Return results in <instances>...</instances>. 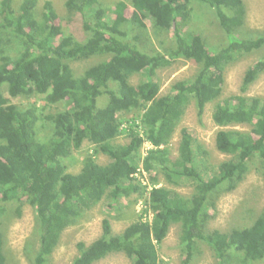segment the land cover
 <instances>
[{
	"label": "trees",
	"instance_id": "16d2710c",
	"mask_svg": "<svg viewBox=\"0 0 264 264\" xmlns=\"http://www.w3.org/2000/svg\"><path fill=\"white\" fill-rule=\"evenodd\" d=\"M37 1L21 0L15 9L14 0H0V39L7 35L15 51L12 57L2 55L0 63V215L8 203L33 207L37 245L31 263L47 264L63 231L100 200L105 198L109 208L132 194L145 199L141 214L119 233L112 231L108 216L102 218V233L88 245L78 243L79 253L69 264H93L116 252L128 264H160L157 246L174 223L180 224V264H194L201 252L198 241L210 249L216 264L263 260L264 206L251 224L226 231L207 229V219L215 207L212 196L234 190L254 155L260 158L264 181V98L245 93L264 72V58L246 68L240 93L215 102L212 119L217 125H250L249 130L216 132V148L230 154L228 159L214 170L208 151L187 127L180 130L176 156L168 147L189 104L194 101L200 117L207 103L219 98L225 69L264 47V34L240 37L236 32L245 19L244 0H128L129 6L120 0L112 11L102 0H64L70 18L82 20L87 32L83 40L57 23L51 0H44V12L38 16ZM194 6L213 10L224 43L208 46L201 33L184 29L198 18ZM161 33L175 40L174 49L166 52L160 42L158 48L146 45ZM95 55L104 58L76 76L70 62ZM179 59L198 68L161 95L158 70ZM134 74L143 76L137 84L130 81ZM34 94H43L47 107L64 102L65 108L43 114L38 107L8 99ZM102 95L107 101L99 106ZM133 110L138 115L128 128L122 127L119 114ZM44 120L52 127L41 138L38 123ZM120 134L128 141L115 142ZM145 139L155 148L142 156ZM84 140L93 145L92 153L81 160L79 171L70 172L65 160L73 158ZM97 153L108 162L99 163ZM140 165L149 173V189L134 175ZM159 172L173 187L157 182ZM185 184L193 187L189 195L175 188ZM1 226L0 220V264H8Z\"/></svg>",
	"mask_w": 264,
	"mask_h": 264
},
{
	"label": "rangeland",
	"instance_id": "374dc122",
	"mask_svg": "<svg viewBox=\"0 0 264 264\" xmlns=\"http://www.w3.org/2000/svg\"><path fill=\"white\" fill-rule=\"evenodd\" d=\"M54 3L55 9L58 13L59 23L65 32L72 33L79 40H83L87 32L82 27V20H73L70 18L65 6L64 0H51ZM120 0H102L107 9H114L116 2ZM127 3L128 0H121ZM21 0H14L13 6L18 9ZM44 0H38L36 5V14L38 16L44 12ZM245 3V19L242 25L238 27L236 32L240 37H250L253 35L264 34V0H244ZM194 15L197 19L190 20L188 27L184 29H192L198 34H202L208 46H219L224 43L225 35L221 30L220 24L217 20L216 14L212 9L207 7L197 8L194 6ZM203 14L201 17L197 13ZM149 26V21L146 24ZM252 27V28H251ZM163 33L152 35L151 40L146 41L147 46L152 43L158 48L160 42L163 49L168 52L175 48V40L169 35H162ZM12 41L7 35H3L0 39V63L2 62V55H14V49L10 46ZM104 57L92 56L87 59H80L71 61V67L76 76L88 66L97 63ZM259 58H264V47L259 50H254L250 53L242 55L236 62L230 64L224 73L225 81L222 92L218 99L207 103L203 114L198 117L194 101L187 107L181 121L175 128V131L168 143L170 155L172 157L177 155L180 130L187 127L193 132L194 137L201 143L208 151L207 159L210 164H213V169L217 165L230 157V154L220 152L215 145V135L219 129H238L249 130L250 125L247 123H235L227 126H219L212 119V111L216 101L240 93V85L244 71L246 68L257 61ZM198 65L184 59H179L172 65L158 70L157 81L160 84V94L169 92L173 82L182 78H191L196 72ZM143 79L142 75L134 74L130 81L137 84ZM248 95H255L264 98V72L250 85L245 92ZM3 94L8 96L6 89H3ZM107 95H102L98 98L99 106L105 105ZM11 103L21 105L22 107L35 106L39 110H43V114L55 113L65 108L64 102H59L54 106L47 107V103L43 94H34L31 96H19L16 98H8ZM138 112L133 110L131 112L120 113L121 122H126L127 126L132 123V119L136 118ZM38 132L41 138L49 133L52 123L44 120L38 123ZM128 138L124 134H120L115 142L125 143ZM93 145L84 140L80 149L73 152V158H68L65 162L68 165L70 172H77L80 170L81 160L88 153H92ZM84 154V155H83ZM99 163H107L108 157L101 153L95 155ZM248 172L244 179L237 185L234 190L228 192H219L212 196L214 201L213 209L209 211L211 215L207 219V229H219L226 231L232 227H243L251 224L256 215L262 210L264 206V181L262 179L261 170L262 165L260 158L256 155L248 160ZM160 173V172H159ZM157 182L161 185H169L164 181V176L160 173L156 175ZM183 195H189L193 191L190 184L185 186L175 187ZM250 190V191H249ZM107 201L105 198L100 200L94 207H92L74 226L66 228L60 238V241L48 260L47 264H69L72 259L79 253L78 243L83 242L88 245L92 240L96 239L101 233V221L104 217H109L112 224V231L114 233L121 232L125 226L131 221L135 220L140 212L138 209L142 208V203L145 199H141L137 194L131 196H123L117 203L113 202L112 207L107 208ZM8 203L5 205L4 211L0 215L1 228L4 233L5 243L4 250L8 257V264H32L31 256L35 250L36 235L33 233L34 227V209L32 206L24 203ZM145 205V204H144ZM138 208V209H137ZM20 209V212L18 210ZM148 218V216H147ZM180 224L174 223L170 226L168 233L164 240L157 246L160 257V264H180L183 259V249L179 240ZM201 252L194 258V264H216V260L212 256V252L203 242L197 243ZM129 260L122 254L110 253L106 257L94 262L93 264H128ZM255 264H264V259Z\"/></svg>",
	"mask_w": 264,
	"mask_h": 264
},
{
	"label": "built area",
	"instance_id": "2783aa9c",
	"mask_svg": "<svg viewBox=\"0 0 264 264\" xmlns=\"http://www.w3.org/2000/svg\"><path fill=\"white\" fill-rule=\"evenodd\" d=\"M122 127H127L126 122L122 123ZM142 135V133H141ZM150 148H155V146L147 139H145L142 143V146L140 148V154L143 156L146 154V151ZM138 179H140L141 183L149 189L150 179H149V173L143 169V167L140 165L137 168V172L134 174Z\"/></svg>",
	"mask_w": 264,
	"mask_h": 264
},
{
	"label": "clouds",
	"instance_id": "9594fccd",
	"mask_svg": "<svg viewBox=\"0 0 264 264\" xmlns=\"http://www.w3.org/2000/svg\"><path fill=\"white\" fill-rule=\"evenodd\" d=\"M142 206H145V205L142 203ZM142 208H143V207H142ZM142 208H140V209L137 208L138 211L140 212V214H141V212H142ZM140 214H139V215H140ZM147 216H148V214L146 215V217H147ZM148 218H149V216H148Z\"/></svg>",
	"mask_w": 264,
	"mask_h": 264
},
{
	"label": "bare ground",
	"instance_id": "6f19581e",
	"mask_svg": "<svg viewBox=\"0 0 264 264\" xmlns=\"http://www.w3.org/2000/svg\"><path fill=\"white\" fill-rule=\"evenodd\" d=\"M252 28V27H251ZM84 155V154H83ZM250 191V190H249ZM39 200V199H38Z\"/></svg>",
	"mask_w": 264,
	"mask_h": 264
}]
</instances>
